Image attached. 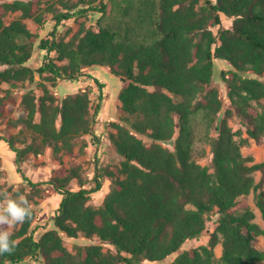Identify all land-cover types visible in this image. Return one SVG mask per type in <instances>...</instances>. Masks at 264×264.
<instances>
[{
	"label": "trees",
	"instance_id": "16d2710c",
	"mask_svg": "<svg viewBox=\"0 0 264 264\" xmlns=\"http://www.w3.org/2000/svg\"><path fill=\"white\" fill-rule=\"evenodd\" d=\"M96 1L99 5L94 7ZM60 2L65 10L44 6L41 0H0V90L3 84L34 82L36 73L51 82V87L41 83V94L30 88L22 97L27 116L19 122L33 132L32 142L20 147L14 134H0V140L15 152L17 170L31 186L28 200L53 192L61 196L54 227L35 237L31 227L37 214L32 208L31 218L14 230L15 252L0 256V264L28 258L40 264H165L174 253L169 264H260L264 250L253 242L264 229L248 205L242 212L238 207L241 197L254 192L264 217V161L252 163L253 158L244 155L248 138L242 127L229 123L233 110L225 109L214 76L216 59L232 66L221 72L227 95L237 115L249 120L250 137L260 139L264 0ZM89 10L100 12L95 24L82 21L70 38L58 36L62 21L81 18ZM48 11L54 13L55 25L47 37L39 38L26 19L42 26ZM13 12L20 14L8 22ZM222 14L233 18L229 27L223 25ZM36 47L43 54L38 67L29 64ZM95 65L107 66L126 83L119 92L125 114L121 121L111 122L110 133L124 159L105 170L111 188L100 206L91 198L102 189L103 174L96 173L95 184L85 187L81 166L62 162L40 182H33L22 169L24 161L47 148L69 155L84 153L89 144L81 138L95 137L107 83L88 74L99 89L95 107L90 88L59 99L52 87L57 89L60 80L80 81L85 69ZM12 101L9 93L0 96V116ZM208 145L214 171L201 163ZM258 170L263 177L256 181ZM74 179L81 186L78 190L71 188ZM212 214L218 219L209 242L183 248L206 231ZM64 235L100 241L76 244L70 250ZM219 242L222 254L217 257Z\"/></svg>",
	"mask_w": 264,
	"mask_h": 264
},
{
	"label": "rangeland",
	"instance_id": "374dc122",
	"mask_svg": "<svg viewBox=\"0 0 264 264\" xmlns=\"http://www.w3.org/2000/svg\"><path fill=\"white\" fill-rule=\"evenodd\" d=\"M43 5L53 4L55 8H61L65 10V7L61 4L60 0H41ZM76 1V0H74ZM109 2V0H105ZM82 6L88 7V3H81ZM99 2L93 3V6H98ZM20 12H13L7 18V21H11L13 18L18 17ZM53 12H46L47 21L42 26H39L34 22L33 19H26L28 26L32 31H37L39 33V38L47 37L50 30L55 25V21L52 20ZM100 15L99 11L89 10L85 16L78 19H67L62 21L58 27V36L70 38L79 29L80 22L84 21L88 25L95 24V18ZM233 18H230L222 14V21L225 27H229L232 23ZM95 26V25H94ZM218 27H215V32ZM43 54L40 49L36 47L33 58L30 60L29 64L34 67H38L42 62ZM60 62V61H59ZM65 62V61H63ZM216 69L214 76V83L220 88L221 95L224 100L225 109L230 108L233 113L229 115V123L234 127H242L243 137L248 138V143L243 146L242 151L245 156H251L253 162L264 161V135L260 139H255L250 137L248 132L249 120L242 119L237 115L235 108H233L231 101L227 95V86L222 78L221 72L223 69H230L232 66L225 60L216 59L215 60ZM86 70V69H85ZM93 70L96 76H99L101 80L107 83L106 86V100L103 103L101 114L99 119L94 124L95 137L89 135H84L81 139L88 141V146L85 148L84 153L79 155H69L62 152H55L53 148L45 149L44 153L39 155H34L22 163L23 172L33 181L40 182L45 181L55 173L62 162L67 166H81L83 169V175L87 184L85 187H91L95 183L92 178L96 173L105 175V170L113 168L115 165L121 164L124 156L118 153L113 142L110 138V133L114 131L111 126L112 121H121L122 116L125 114L121 111V101L119 99V92L126 85L122 81L121 77L116 75H111V72H106L100 65L93 66ZM101 71V73H98ZM86 72V71H85ZM90 73L85 74L83 78L85 80H90L91 84L86 85L83 89L77 90L80 87L79 82L70 80H60L58 83V88L52 87V91L56 93L59 99L70 93L84 90L85 88H90L92 107H95L98 101L99 89L96 83L89 77ZM246 75H252L251 73H246ZM47 83L51 87V82L49 80L42 79L39 73H36V80L34 82H17L16 84H3L0 90V96H4L7 93L13 97L12 103H8L5 108V114L0 116V134L2 136H10L12 134L18 136L16 137L17 145L22 147L27 143L32 142L33 132L28 129L19 120L22 117L27 116V109L22 103V97L25 92L30 88L35 89L37 94H41V83ZM255 106H257L255 102ZM258 107V106H257ZM93 110V109H92ZM227 112H223V116H226ZM15 125H11V124ZM177 135V134H176ZM212 135L217 136L215 129L212 130ZM81 139L77 141L75 151L78 150ZM145 139H148L145 136ZM149 143V140H146ZM170 148H174L173 144L167 143ZM212 150L211 145L207 147V155L202 158L201 163L204 165H209L210 170L214 171V166L212 162ZM16 154L10 149L9 144L3 140H0V190L7 191L9 195L13 197L17 196H27L28 192L31 190V186L28 182L24 180L22 174L17 170L15 165ZM256 181L261 180L263 173L258 170L254 173ZM80 185L76 179L71 183V188L78 190ZM111 188V179L106 177L104 180V185L102 189L98 192L92 194L91 203L95 206L102 205L105 195L109 192ZM36 196V195H35ZM241 203L238 207V211L242 212L245 210V206L248 205L255 213L254 221L257 222L264 229V217L262 211L257 204L256 196L254 192H251L247 197H241ZM31 206L36 211V218L32 224L31 230L34 232L35 237L39 238L45 229L54 227L53 217L61 201V196L55 192L47 197L36 196L34 199L29 200ZM218 219V214H212L207 225L206 231L199 237L191 239L184 244L183 248L198 247L207 244L211 237V232L215 229V222ZM18 224L14 229L19 228ZM65 243L70 250L74 249L76 244H88L91 242H99V238H94L93 240L86 239L83 236L79 237H68L64 235ZM254 245L264 250V233L256 236L254 240ZM106 248L111 247L109 244H104ZM182 248V249H183ZM215 253L217 257L222 254V242H219L215 247ZM176 256V253L166 258L163 262L169 264ZM13 264V263H8ZM17 264H40V261L28 258L23 262ZM264 264V260L260 263Z\"/></svg>",
	"mask_w": 264,
	"mask_h": 264
},
{
	"label": "clouds",
	"instance_id": "9594fccd",
	"mask_svg": "<svg viewBox=\"0 0 264 264\" xmlns=\"http://www.w3.org/2000/svg\"><path fill=\"white\" fill-rule=\"evenodd\" d=\"M32 216V206L25 196L13 197L0 191V256L12 255L17 247L13 229Z\"/></svg>",
	"mask_w": 264,
	"mask_h": 264
},
{
	"label": "crops",
	"instance_id": "0c3cea01",
	"mask_svg": "<svg viewBox=\"0 0 264 264\" xmlns=\"http://www.w3.org/2000/svg\"><path fill=\"white\" fill-rule=\"evenodd\" d=\"M103 67V70L106 71V72H110L109 68L107 66H102ZM87 73H90V74H93L96 76V73L94 72L93 70V66L92 67H88L86 68L85 70ZM98 73H101V71H98ZM113 75V74H111ZM99 77V76H97ZM80 83V87H77L76 89L79 90L80 88L83 89L86 85H89L91 84L90 80H85V78H82L80 81H78Z\"/></svg>",
	"mask_w": 264,
	"mask_h": 264
}]
</instances>
